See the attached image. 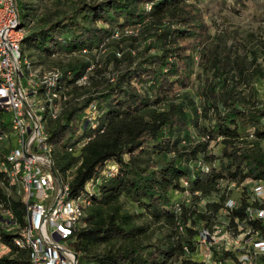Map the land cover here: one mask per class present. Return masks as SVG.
<instances>
[{
  "label": "trees",
  "instance_id": "obj_1",
  "mask_svg": "<svg viewBox=\"0 0 264 264\" xmlns=\"http://www.w3.org/2000/svg\"><path fill=\"white\" fill-rule=\"evenodd\" d=\"M15 1L29 62L92 57L49 70L59 73L56 100L66 98L59 119L48 123L53 167L83 211L69 242L78 264H207L200 233L224 226L245 234L249 250L264 241V221L247 213L261 207L253 189L230 209L223 187L248 179L264 185V101L237 92L232 59L209 42L194 0H62L67 11L38 19L32 30L34 9L27 0ZM129 33L133 42L141 40L139 47L115 51ZM105 48L114 51L99 59ZM197 52L205 64L200 107L180 100L192 85ZM255 76L264 80V68ZM212 142L223 146L222 155L210 151ZM6 144H0V163ZM4 180L0 169V205L14 220L0 211V264H31L30 249L21 243L27 209L5 192ZM175 193L186 194V202L176 203ZM211 197L219 201L201 211L202 200ZM212 252V264H237L240 257L222 247Z\"/></svg>",
  "mask_w": 264,
  "mask_h": 264
},
{
  "label": "rangeland",
  "instance_id": "obj_2",
  "mask_svg": "<svg viewBox=\"0 0 264 264\" xmlns=\"http://www.w3.org/2000/svg\"><path fill=\"white\" fill-rule=\"evenodd\" d=\"M194 1L202 10L205 22L209 26V42L218 46L222 52L228 54L232 59L234 70L230 75L234 78L237 92L241 96L250 98L256 97L257 99L264 101V80L255 76V69L258 67L264 68V0ZM27 2L31 5L37 15V19L30 24V30L35 28L38 19L49 15H56L57 13L67 11L68 9L62 0H27ZM20 21V25L24 24L23 18H21ZM131 34L132 33L125 35L126 37L124 39L122 37L119 39V47L115 49V51L120 52L123 50L124 52H127L128 49L133 51L134 46L139 47L138 45L141 43V40L133 42L132 38H128ZM112 51H114L113 48H105L99 56V59L105 58ZM25 57L29 59L27 55ZM91 59L92 57L84 55L61 54L49 60L32 58V61L39 63L41 66H36L33 64L34 62H30L35 67V69L33 67V69L36 70L35 72H48L49 70L60 71L58 67L66 68L69 64L85 63L91 61ZM205 61L206 59H204V62ZM125 65V62H123L119 65V67L123 68ZM204 65L205 64H202L200 53H195L194 66L192 68V85L186 91H181L180 94L181 101L185 103L192 102L195 107H200L203 102L201 87L205 78ZM241 66H243L245 70H243ZM109 69L112 70L113 68L110 67ZM104 74L108 76L110 75L109 72H104ZM99 76L98 81H101L100 79H104L103 76ZM248 83H250V85ZM79 85L82 86L85 85V83L80 81ZM47 120L48 121L46 122L49 123V119ZM207 121L208 120L203 118L201 119V123L205 124ZM191 132L194 141H199L201 139L195 128H192ZM247 145L249 146V144ZM244 146H246V144ZM222 149L223 146L218 142L210 143V151L214 155H222ZM226 185V183L223 184V187H227L229 194L227 205H231L233 202L237 203L247 191L255 189L258 183L252 179H248L240 186L235 184ZM175 196L176 203H185L188 198L186 194L175 193ZM218 201L219 199L217 197L202 200L200 210L203 211L206 207L205 205L209 202ZM220 220V224L223 221H226L223 216H221ZM221 225L224 226V224ZM214 231L216 232L215 237L220 238V236H223L229 230H226L224 226L223 228H216ZM243 236L244 235H241L242 238ZM218 246H221V242Z\"/></svg>",
  "mask_w": 264,
  "mask_h": 264
},
{
  "label": "bare ground",
  "instance_id": "obj_3",
  "mask_svg": "<svg viewBox=\"0 0 264 264\" xmlns=\"http://www.w3.org/2000/svg\"><path fill=\"white\" fill-rule=\"evenodd\" d=\"M13 31L25 33L16 37L14 67L16 73H20V81L24 84V88H28L30 92H32L33 97H37L40 109L39 127L40 131H45V134L42 137L43 159H45L46 165L52 173L53 178L57 180L58 194L62 195L61 205L69 206L72 203V210L74 212V216L77 217V221H66V228L71 237H73L72 235L77 231L79 222L83 217V211L80 207L81 204L78 203L80 200L78 199L79 201L77 202V200L70 198V185L66 182L58 180L57 178V173L53 167L54 145L50 141V132L48 129V123L46 122L48 121L47 119H49V122L51 120L59 119L63 109V104L66 101V98H63L60 102L57 101L56 99L58 98H55V95L53 94V88L58 84L59 73L57 71L35 72V67L27 58L24 57L23 41L26 36V30L21 28L19 16L14 20ZM84 80L85 79L82 81ZM7 141H10L9 145L8 143L6 144ZM2 143L7 145L5 147L9 149V152L0 163V169L5 176V180L1 183V185L2 188L4 187V190L8 195L18 197L26 206L28 224L26 228L21 231V243L30 249L31 264H36L34 259L37 257V249L33 246L36 218H32V216H30L29 194L27 192V180L25 179L26 176L34 175L33 158H31L30 149L26 147L27 135L26 131L23 130V124H14L13 126L12 122L6 121V114H0V144ZM69 151L73 152L74 150L69 148ZM8 156H17L22 169L15 170L12 168V164L8 159ZM253 195L255 201H258L261 204V207L254 208V206H251L248 208V217L250 220L264 221V185L262 184L256 186L255 189H253ZM236 205L237 203L233 202L231 205L228 204L227 207L233 209ZM2 208L3 206L0 205V211H2ZM8 213L12 220H14L13 214L10 211H8ZM215 233L216 232L214 230L213 232L210 230H207V232L202 230L200 233L199 240L201 242L199 243H201L200 245L203 248L200 245L199 246L205 250L204 258L207 264L214 263L212 262V258L214 257L212 252L213 248L219 250L220 247L227 251L240 253L237 264H264V262H260V258L264 257L263 240H257L251 243L252 250L250 249V251L249 248L251 246L248 247L247 242H245L249 239L247 236V240L246 238L244 239L245 234L242 238L241 236H235L231 231H228L223 236H220V238H216ZM220 242L221 246H218ZM74 258H77L75 253ZM251 258L252 261H248Z\"/></svg>",
  "mask_w": 264,
  "mask_h": 264
},
{
  "label": "built area",
  "instance_id": "obj_4",
  "mask_svg": "<svg viewBox=\"0 0 264 264\" xmlns=\"http://www.w3.org/2000/svg\"><path fill=\"white\" fill-rule=\"evenodd\" d=\"M17 17L16 1L0 0V114H6V121L12 122L13 126L23 124L27 135L26 147L33 158L34 175L25 179L30 216L36 218L33 246L37 249V257L34 261L36 264H78V258H74V251L69 245L71 235L66 228V221H77V217L74 216L72 203L61 205L62 195L58 194L57 180L43 159L42 137L45 131H40L39 127L37 97L24 88L20 73H16L14 67L16 37L25 34L13 31ZM8 159L12 168L22 169L17 156H8ZM1 214L7 221L12 220L6 209H2Z\"/></svg>",
  "mask_w": 264,
  "mask_h": 264
}]
</instances>
